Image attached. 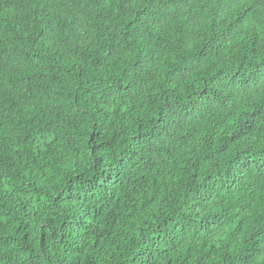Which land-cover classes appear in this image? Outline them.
Wrapping results in <instances>:
<instances>
[{
  "label": "trees",
  "instance_id": "16d2710c",
  "mask_svg": "<svg viewBox=\"0 0 264 264\" xmlns=\"http://www.w3.org/2000/svg\"><path fill=\"white\" fill-rule=\"evenodd\" d=\"M0 264H264V0H0Z\"/></svg>",
  "mask_w": 264,
  "mask_h": 264
}]
</instances>
